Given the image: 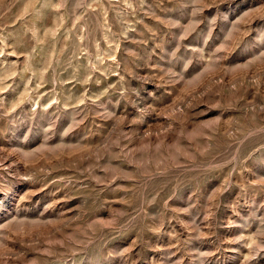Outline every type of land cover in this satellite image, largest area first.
<instances>
[{
    "label": "rangeland",
    "instance_id": "rangeland-1",
    "mask_svg": "<svg viewBox=\"0 0 264 264\" xmlns=\"http://www.w3.org/2000/svg\"><path fill=\"white\" fill-rule=\"evenodd\" d=\"M0 264H264V0H0Z\"/></svg>",
    "mask_w": 264,
    "mask_h": 264
}]
</instances>
